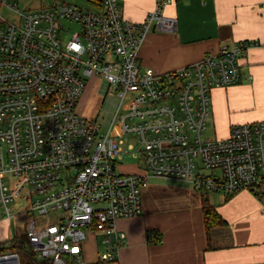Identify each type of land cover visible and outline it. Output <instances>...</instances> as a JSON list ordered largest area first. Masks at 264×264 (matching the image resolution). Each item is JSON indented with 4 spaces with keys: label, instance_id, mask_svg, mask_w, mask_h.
Here are the masks:
<instances>
[{
    "label": "built area",
    "instance_id": "1",
    "mask_svg": "<svg viewBox=\"0 0 264 264\" xmlns=\"http://www.w3.org/2000/svg\"><path fill=\"white\" fill-rule=\"evenodd\" d=\"M170 1L156 0L134 22L118 0L24 9L18 0H0V11L18 15L13 22L0 14V220L26 216L24 233L0 245V264H20L21 253L48 264H86L90 232L102 236L97 263L117 261L123 236L116 221L142 213L151 175L228 195L264 182V120L233 124L223 138L205 135L212 89L242 81L241 60L257 42L222 44L167 71L142 66L148 30L175 28V18L162 13ZM63 20L78 23L65 44ZM92 76L100 79L101 101L112 106L105 116L77 110ZM127 139L139 147L132 150ZM126 154L140 158L134 172L119 169ZM51 209L61 212L36 222Z\"/></svg>",
    "mask_w": 264,
    "mask_h": 264
},
{
    "label": "crops",
    "instance_id": "2",
    "mask_svg": "<svg viewBox=\"0 0 264 264\" xmlns=\"http://www.w3.org/2000/svg\"><path fill=\"white\" fill-rule=\"evenodd\" d=\"M100 1L91 0L93 5ZM118 2L123 17L134 22L156 6V0ZM162 13L175 18V28L148 30L139 50L140 64L167 71L216 53L222 44L254 40L257 44L241 60L242 81L212 89L208 118L220 138L233 124L264 120V0H172ZM90 78L97 80L99 91L100 79ZM135 163L120 170L134 172ZM152 177L168 183L150 182ZM204 201L224 223L207 229ZM141 203L140 215L116 221L123 243L111 264H264V182L228 195L199 191L180 178L151 175ZM100 241L101 234H87L86 264H98Z\"/></svg>",
    "mask_w": 264,
    "mask_h": 264
},
{
    "label": "rangeland",
    "instance_id": "3",
    "mask_svg": "<svg viewBox=\"0 0 264 264\" xmlns=\"http://www.w3.org/2000/svg\"><path fill=\"white\" fill-rule=\"evenodd\" d=\"M43 2L45 3L44 5L46 6H52L55 3L58 2H66L70 4L77 5L79 7L83 8H94V5L92 4L91 0H18V4L21 9L28 8V7H39L40 5H43ZM0 14L3 15V17L7 20L17 22L18 21V15L14 12H8L5 9H1ZM64 22V28L60 30L61 33V41L63 44L66 43V41L70 38L71 33L75 32L78 30V23L71 21V20H63ZM88 84L86 85V89L82 93V96L80 98V102L77 106V110L79 111L80 114L88 116H96V113H99V115H106V110L111 109L112 106L109 101H101L102 95L101 91L97 89V80L93 78L88 79ZM109 98H113V96L109 95ZM99 120V117H98ZM211 118L209 117L207 119V130L205 131V135L208 137H215V129L214 126L211 123ZM107 128V123L104 122L102 129ZM127 143L129 145H132V150H136L139 147V144L136 143L132 139H127ZM140 158L134 157L131 155L126 154L122 161L123 165L120 167H130L132 162H137ZM167 179H161V178H150L149 181H162L164 183L166 182ZM61 210L59 209H51L49 212L46 214L40 216V215H35V220L36 222H51L54 220ZM26 222V216L24 214H19L16 216H13L7 220L0 221V245L6 246L9 243V237L13 235H22L24 233V223ZM3 240V241H2ZM104 249V245L100 241L98 244V251L101 252ZM94 254V253H93ZM85 259H86V254H85ZM95 259V255H94ZM20 264H26V257L21 253L20 257ZM106 264H111V263H106Z\"/></svg>",
    "mask_w": 264,
    "mask_h": 264
},
{
    "label": "trees",
    "instance_id": "4",
    "mask_svg": "<svg viewBox=\"0 0 264 264\" xmlns=\"http://www.w3.org/2000/svg\"><path fill=\"white\" fill-rule=\"evenodd\" d=\"M204 220L207 229L214 225H220L224 223V220L214 210V208L207 202H203ZM26 264H48L46 261L26 255Z\"/></svg>",
    "mask_w": 264,
    "mask_h": 264
}]
</instances>
